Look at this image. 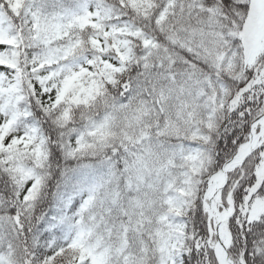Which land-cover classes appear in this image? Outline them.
<instances>
[{
  "label": "snow or ice",
  "instance_id": "1",
  "mask_svg": "<svg viewBox=\"0 0 264 264\" xmlns=\"http://www.w3.org/2000/svg\"><path fill=\"white\" fill-rule=\"evenodd\" d=\"M0 264H264V0H0Z\"/></svg>",
  "mask_w": 264,
  "mask_h": 264
}]
</instances>
